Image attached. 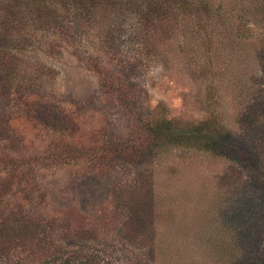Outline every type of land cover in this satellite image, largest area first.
<instances>
[{"label":"rangeland","instance_id":"rangeland-1","mask_svg":"<svg viewBox=\"0 0 264 264\" xmlns=\"http://www.w3.org/2000/svg\"><path fill=\"white\" fill-rule=\"evenodd\" d=\"M223 1L228 4L234 0ZM246 1L238 10L225 13V21L226 25H238L237 16L242 13V20H250L247 27L253 29L255 38L241 40L238 50L242 48V53L238 58L232 56L231 63L226 58L227 68L220 65L221 58L217 64L210 61L212 70L218 68L221 72L215 78L208 75L209 67L203 63L190 68L180 62L182 57L170 45L179 38L178 29L169 32L170 43L165 46L162 43L167 39L166 32L160 28L154 31L162 45L152 56L121 35V44L111 49L115 55L113 65L92 40L83 47L76 46L78 49L63 51L56 59L17 56L19 72L26 76L39 73L49 79L42 105L52 107L50 126L61 121L65 127L57 137L56 132L47 131L48 127H29L15 114L13 133L7 135L8 142L0 141V156L10 157L4 161L14 159L22 164L19 155L9 151L19 142L16 149L21 157L32 149L55 151L64 145L71 157L63 166L41 165L31 170L27 186L17 189L6 213L7 222L14 224L0 227V257L11 255L9 239L18 237L42 259L43 255L60 252L54 264H65L67 259L69 264H244L255 257L264 264V212L254 218L257 223L246 224L247 204L243 197L249 179L236 166L207 154L158 146L147 147L140 160L125 163L122 169L112 159L99 161L89 155L90 143L102 136L104 142L126 143L139 134L142 141L147 130L141 125L154 108L158 117L175 118L181 126L219 113L227 128L241 129L249 136L243 108L261 112L264 108V33L259 35L264 32V10L256 12L260 5L264 6V0ZM253 17L260 18L252 22ZM201 23L193 21L192 27ZM213 27V31L206 25L199 29L207 36L211 31L215 43L224 27ZM115 33L112 31L117 41ZM204 40L197 39L194 46L199 48ZM202 56H198L201 62L207 54ZM200 71H206L208 81L196 77ZM190 72L195 74L190 77ZM234 77L246 83L244 91L236 96V89L223 81H233ZM104 82L111 83V89H103ZM208 82L216 91L210 87L213 95L206 98ZM3 98L2 104L8 106L4 94ZM12 105L14 109L23 107L20 101ZM31 110L35 113L31 120L37 124L43 116L35 108ZM45 124H49V118ZM260 128L263 131L254 133L251 141L264 172L262 123ZM27 198L28 203L22 202ZM5 207L4 202L0 210ZM237 215L243 221L242 227L246 225L241 231L242 227L238 228L240 234L226 228V218ZM10 229L13 235L6 237L4 233ZM238 239L245 246L240 253Z\"/></svg>","mask_w":264,"mask_h":264},{"label":"trees","instance_id":"trees-1","mask_svg":"<svg viewBox=\"0 0 264 264\" xmlns=\"http://www.w3.org/2000/svg\"><path fill=\"white\" fill-rule=\"evenodd\" d=\"M245 1L234 0L225 4L223 0H0V53L6 50L4 55L0 54V99H2V104L4 94L8 101L6 104L10 105L8 108L7 105L0 104V141L8 142L7 135L13 133L11 122L14 120L15 114H18L24 123L28 122L29 127L33 129L40 126L48 127L47 131L51 129L57 133V137L61 133L63 134L65 127L61 121L58 125L50 126L53 116V113H50L52 107L49 105L43 107L42 105L45 90L49 87V79L39 73L36 76H26L23 72H19L16 69L17 56L29 57L32 55L35 59L38 57L56 59L61 56L63 51H67L71 47L78 49L79 47L76 46L82 45L81 47H83L88 40H92L93 46L106 53L109 65H113L115 55L111 49L121 44V35H126L128 42L138 43V48L145 49V52L152 56V53L158 54V46L170 43L169 35L178 29L179 38L170 45L175 47L178 57H182L180 62H186L190 68L195 67H191V65L203 63L209 67L208 75L215 78V76H219L218 72L220 71L218 68L213 71L210 61L217 64L221 58L220 65L227 68L226 58L229 60L227 63H231L234 60L232 56L240 57L242 48L240 51L238 49L241 40L255 38L256 34L253 29L247 27L250 20H245V17L242 20V13L237 16L238 25L233 26L231 23L226 25L228 21H225V13L231 14L233 10H238L240 4ZM262 10H264V6L260 5L256 12ZM259 18L253 17L252 22H257ZM228 19L229 17L226 18V20ZM193 21L202 22L201 25L211 27L212 31L214 25H220L224 27L222 28L223 33L216 37V42L213 43L212 32L208 31V36L204 35L199 29L201 25L192 27ZM158 28L166 32L167 39L162 44L161 41L157 42L156 36H154V31ZM114 30L117 34L114 36L117 41L112 35ZM170 31L172 32L169 34ZM226 33L229 34L226 36ZM263 33L259 32V35L262 36ZM199 38H205V40L198 48L194 45ZM234 47L238 51L234 50L233 52ZM253 48H255L254 44ZM261 48L262 46L259 45V49ZM205 54H207V58L201 62L198 56L203 55L202 58H204ZM186 69L189 73V69ZM205 73L206 71H200L196 77L201 81L204 79L208 81L209 76ZM193 74L195 73L190 72V77ZM234 79L233 81L230 79L223 81L234 85V87L229 86L234 91L236 89L234 93L236 96L244 91L243 87L246 83H242L240 77H234ZM111 85L109 82H104L102 88L109 90ZM208 86L209 88L204 89L206 98L211 97L215 90V87L210 86L209 82ZM114 88L116 89V87ZM114 88L112 90L116 91ZM112 90L111 93L116 94ZM16 101H20L23 107L14 109L12 103ZM33 108L43 116V118H39L41 121L35 123L37 126L31 120V114H35L31 110ZM261 109L262 112L260 109L255 110V108L247 106L243 108L242 116L250 130L249 136H246L247 132L243 133L241 129L230 130L227 128L221 121L219 113L208 114L207 119L192 123L185 122L181 126L175 118L158 117L156 108H154L148 111L144 123L141 125L143 130H147L142 141H140L139 134L135 139L129 138L126 143L104 142L105 138L102 136L97 142L90 143L89 155L99 161L112 159L120 165L121 169L125 163L129 164L132 161L140 160L145 155L147 147L155 146L164 150L183 149L207 154L226 161L239 168L249 179L243 197L247 204L246 224L255 222L254 218H257L259 212H264V172L260 169L259 154L251 141L254 133L263 131L260 126L261 123L264 125V108L261 107ZM47 118H49L48 125L45 124ZM16 140L18 142L17 138ZM9 142V144L13 143L12 140ZM143 142L145 143L142 144ZM18 145L19 142L12 147L15 148L14 150L10 149L9 151L19 155L23 160L22 164H18L14 159L12 162L4 161L10 157L0 156V174L2 175L0 176V205L4 202L6 204V207L0 210V216L4 214L0 217V227L3 224L6 227L14 224L11 220L9 223L7 222V205L11 204L10 199L15 196L17 189L27 186L31 179V170L40 168L41 165L63 166L65 159L71 155L66 154L67 147L64 145L55 151L49 148L42 152L32 149L29 150L27 156L21 157L20 152L16 149ZM19 166H24V168H17ZM22 202L28 203V198ZM232 216H229L230 219L226 218L228 225L226 228L240 234L238 228L242 227L243 221L238 215L236 218ZM236 223L238 224L236 225ZM16 230L15 227V232ZM4 234L9 237V235H13V230L10 229L8 233ZM238 240L241 247L238 246L240 248L237 251L240 253V250L245 246L240 239ZM9 241L11 255L0 257V264H54L58 261L57 257L60 252H57V255H43L44 259H42L38 253V257L35 256L18 237L14 240L9 239ZM257 258L255 257L254 260L244 264H259L263 261ZM68 261L70 259L64 260V263L69 264Z\"/></svg>","mask_w":264,"mask_h":264}]
</instances>
